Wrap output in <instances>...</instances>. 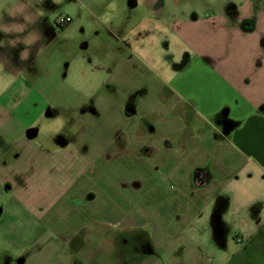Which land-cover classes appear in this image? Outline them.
Here are the masks:
<instances>
[{"label": "rangeland", "instance_id": "rangeland-1", "mask_svg": "<svg viewBox=\"0 0 264 264\" xmlns=\"http://www.w3.org/2000/svg\"><path fill=\"white\" fill-rule=\"evenodd\" d=\"M138 1L0 0L16 5L15 15L0 8V54L37 55L30 64L36 92L52 101L35 119L39 133L24 145L25 158L17 164L25 169L37 158L41 173L32 187L39 190L31 210L22 198L5 207L9 223L0 226V264H264V229L258 227L264 205L245 214L240 206L225 212L230 196L222 190L203 198L190 194L189 202L184 193L200 186L183 179L182 160L175 165L180 176L171 175L169 146L153 141L158 126L147 113L153 98L166 95L163 79L174 81L177 66L199 48L212 58L221 52L226 66L243 68L254 79L257 69L264 92V52L254 43L262 30L249 37L219 23L226 4L239 7L246 0ZM248 10L245 4L238 14ZM67 16L72 21L61 26ZM146 51L152 60L141 57ZM10 80L0 61V95ZM137 127L149 136L147 144L134 141ZM20 128L0 111V134H6L0 139L22 152ZM74 153L93 162L86 186L82 178L75 184L86 168L73 162ZM258 181L249 189L254 197L264 196ZM70 186L75 189L68 191ZM237 188L245 192L241 183ZM11 198L6 192L0 204ZM41 201L55 206L38 208ZM256 232L263 238L248 242L245 252ZM240 236L244 240L237 242Z\"/></svg>", "mask_w": 264, "mask_h": 264}, {"label": "crops", "instance_id": "crops-1", "mask_svg": "<svg viewBox=\"0 0 264 264\" xmlns=\"http://www.w3.org/2000/svg\"><path fill=\"white\" fill-rule=\"evenodd\" d=\"M138 4L137 0L134 5ZM245 4L249 6L248 13L238 14L239 7ZM227 5L224 16L218 20L219 23H222V26L233 25L235 32L249 37L261 29L262 33L254 43L259 51L264 52V0H246L239 7L237 4L234 5V2H229ZM250 10L254 12H249ZM217 54L218 56L212 58L210 54H204L200 48L197 52L187 53L184 63L177 66L176 79L174 81L163 79L169 89L166 88V95L158 99L153 98L151 100L153 106L147 111L152 118H155L154 123L149 122L158 126L154 133L156 139L151 137L158 144L169 146V168L172 176L179 175L178 173L183 171L175 167L176 160H182V164L186 167V173L182 172L183 179L198 182L200 187L197 191L191 189L184 193L189 202L190 194L203 198L205 194L213 195L222 190L225 193L221 192L222 194L230 196V203L225 207V212L231 211L232 207L240 206L242 213L245 214L250 208L264 205L263 195L257 194L254 197L250 194L255 180L262 179L261 183H264V92L258 82L257 69L254 70L257 74L254 79L243 68L235 65L226 66L224 55L222 56L221 52ZM141 57L152 60V54L147 51L143 52ZM18 60H21L20 55H5L3 52L0 54V61L11 74V80L0 96V111L11 123L14 120L21 126L20 135L24 136L25 140L21 152L20 145L18 148L15 144L6 146L2 138L0 139V196L6 192L12 196L4 205L0 204V226L9 223V216L5 215V207L11 209L12 199H24L26 201L24 204L31 210L30 199L33 193H38L39 190V187H32L37 186L32 181L40 177V163L36 161L37 158H31L29 167L25 169L17 164L25 158L24 145L31 143V138L39 133L38 129L35 132L33 128L35 119L49 111L52 105L51 100L46 99L42 93L36 92L38 88L35 86L37 78L35 68L25 70L21 66L22 70H19L16 67ZM156 71L161 75L159 70ZM254 85L259 87L254 88ZM17 86L20 88L15 89ZM7 91L9 94L6 93ZM228 123H234V128L227 130ZM132 130L135 135L134 141H139L141 144L150 141L148 135H141L142 131L139 127ZM145 132H148L147 129ZM3 134L4 132L0 136L2 137ZM8 154H12V157H7ZM74 157V159L71 157L73 162L86 168L78 176L80 178L75 184L81 178L84 184L85 182L87 184L88 174L90 176L93 172V162L85 154L74 153ZM224 183H226L224 188L226 191L220 186ZM240 183L245 192L240 191L241 187L237 188V184ZM85 186L83 189L88 188ZM72 189L75 188L70 186L68 191ZM230 189H233L231 194ZM59 196L52 197L56 199ZM40 203L38 208L46 205L45 202ZM46 206L52 209L55 205L49 202ZM98 206L95 204L94 207L101 211L102 208ZM80 219L78 225L82 227V220L85 219ZM220 220L221 217L218 216L217 221ZM241 227L245 230L251 229L250 225ZM258 227L264 229V220L260 221ZM260 238L263 236L258 232L247 238L245 252H249L248 242L258 241ZM238 239L244 240L242 236L236 239L237 242ZM239 256L234 254L233 259L237 260Z\"/></svg>", "mask_w": 264, "mask_h": 264}, {"label": "flooded vegetation", "instance_id": "flooded-vegetation-1", "mask_svg": "<svg viewBox=\"0 0 264 264\" xmlns=\"http://www.w3.org/2000/svg\"><path fill=\"white\" fill-rule=\"evenodd\" d=\"M131 1V0H130ZM134 2H133V4L137 1V0H133ZM145 3H147V5L149 4H151V5H154L155 4V0H144V4ZM70 21H72V18H71V20ZM69 21V22H70ZM66 22H60L59 24L61 25V26H63L64 24H65ZM36 58H37V55H35L34 54V56L32 57V60H31V58L29 59V60H27V59H24V60H18V63H17V65H16V67L19 69V70H22L21 68V66H23V68L25 69V70H28L29 68H35V66H32L31 67V65L30 64H35L34 62H35V60H36ZM31 60V61H30ZM37 61V60H36ZM1 96V95H0Z\"/></svg>", "mask_w": 264, "mask_h": 264}, {"label": "clouds", "instance_id": "clouds-1", "mask_svg": "<svg viewBox=\"0 0 264 264\" xmlns=\"http://www.w3.org/2000/svg\"><path fill=\"white\" fill-rule=\"evenodd\" d=\"M15 7L16 5L14 2L11 4V6H9V4L0 5V8H2L4 11H7L10 15H15V12L13 11Z\"/></svg>", "mask_w": 264, "mask_h": 264}, {"label": "built area", "instance_id": "built-area-1", "mask_svg": "<svg viewBox=\"0 0 264 264\" xmlns=\"http://www.w3.org/2000/svg\"><path fill=\"white\" fill-rule=\"evenodd\" d=\"M71 20L70 16H67L66 18H62L60 22H69Z\"/></svg>", "mask_w": 264, "mask_h": 264}, {"label": "water", "instance_id": "water-1", "mask_svg": "<svg viewBox=\"0 0 264 264\" xmlns=\"http://www.w3.org/2000/svg\"><path fill=\"white\" fill-rule=\"evenodd\" d=\"M229 125L226 126L227 130H231L232 128H234V123H228Z\"/></svg>", "mask_w": 264, "mask_h": 264}]
</instances>
